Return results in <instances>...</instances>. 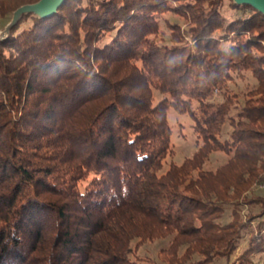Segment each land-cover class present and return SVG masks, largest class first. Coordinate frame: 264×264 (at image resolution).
<instances>
[{
  "label": "trees",
  "instance_id": "1",
  "mask_svg": "<svg viewBox=\"0 0 264 264\" xmlns=\"http://www.w3.org/2000/svg\"><path fill=\"white\" fill-rule=\"evenodd\" d=\"M37 1L0 0V20ZM170 111L191 120L196 149L180 163ZM212 154L226 159L208 169ZM259 188L264 15L252 7L65 0L0 40V264H264Z\"/></svg>",
  "mask_w": 264,
  "mask_h": 264
},
{
  "label": "rangeland",
  "instance_id": "2",
  "mask_svg": "<svg viewBox=\"0 0 264 264\" xmlns=\"http://www.w3.org/2000/svg\"><path fill=\"white\" fill-rule=\"evenodd\" d=\"M225 4H227V1L225 2ZM225 8L227 10L225 13L226 16L236 15L234 12H231L230 10H228V7H226V5H225ZM165 18L168 19L172 23L183 25L181 18H179L178 16L174 14H167ZM10 20H7V19L0 20V34L4 32ZM156 96L157 98L160 97V95L158 94H156ZM211 100L214 102H221V97L218 95V93L217 94L215 93ZM169 124L172 130V134L170 138L171 149L173 152L172 160L175 163H180L184 158L189 157L192 154V152L196 149V146L194 143V137L190 129L191 120L185 114L181 115V114H177L176 112L170 111L169 112ZM229 130L230 129L228 127L224 129V132L222 135L223 138H226L228 136ZM225 159L226 157L223 154H212L210 156L209 165L206 166V168L214 169L217 165L225 161ZM167 161H170V159ZM262 191H264V189L259 188V192H262ZM228 221H230V217H224L222 219V223L224 224L227 223ZM169 242H170V238L165 239L160 242L149 243L143 249H141L140 255H146V256L152 257L153 255H155V253L158 251L160 247L167 246ZM245 246H246V241L242 242L239 245L235 253L238 255ZM233 260L234 258L231 259V263ZM256 260L264 262V254L257 255L253 259V262H255ZM214 264H225V262L220 260ZM232 264H234V261Z\"/></svg>",
  "mask_w": 264,
  "mask_h": 264
},
{
  "label": "water",
  "instance_id": "3",
  "mask_svg": "<svg viewBox=\"0 0 264 264\" xmlns=\"http://www.w3.org/2000/svg\"><path fill=\"white\" fill-rule=\"evenodd\" d=\"M65 0H38L32 4L20 6L12 13V18L6 26L3 33L0 34V40L6 39L10 29L21 19L23 15L32 14L40 19H45L55 14L58 8ZM236 5H247L264 15V0H232ZM4 37V38H3Z\"/></svg>",
  "mask_w": 264,
  "mask_h": 264
}]
</instances>
